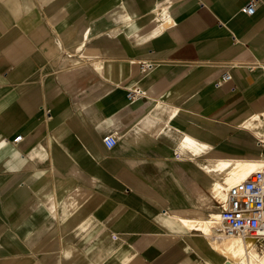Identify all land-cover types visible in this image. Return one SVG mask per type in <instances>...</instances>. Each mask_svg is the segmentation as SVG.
Here are the masks:
<instances>
[{
  "label": "crops",
  "instance_id": "0c3cea01",
  "mask_svg": "<svg viewBox=\"0 0 264 264\" xmlns=\"http://www.w3.org/2000/svg\"><path fill=\"white\" fill-rule=\"evenodd\" d=\"M247 1L0 0V264L231 261L198 225L264 161Z\"/></svg>",
  "mask_w": 264,
  "mask_h": 264
},
{
  "label": "built area",
  "instance_id": "2783aa9c",
  "mask_svg": "<svg viewBox=\"0 0 264 264\" xmlns=\"http://www.w3.org/2000/svg\"><path fill=\"white\" fill-rule=\"evenodd\" d=\"M256 3L257 0H248L241 11L253 14ZM148 67L141 65L143 71ZM229 78L230 75L224 73L217 85ZM142 94V88L134 86L127 90L126 97L130 100ZM21 138L19 134L12 141L16 143ZM117 139L116 134L109 133L103 136L102 141L109 148L116 144ZM224 191V200L211 227L220 234L250 238L264 244V161L259 162L243 179L226 186Z\"/></svg>",
  "mask_w": 264,
  "mask_h": 264
},
{
  "label": "bare ground",
  "instance_id": "6f19581e",
  "mask_svg": "<svg viewBox=\"0 0 264 264\" xmlns=\"http://www.w3.org/2000/svg\"><path fill=\"white\" fill-rule=\"evenodd\" d=\"M255 161L250 164H244L239 162L238 166L241 169L238 171H233L232 174L226 178V185L216 184L215 191L219 194V196L223 197L224 194L223 191L226 189V186H229L234 182L243 179L256 166L258 161L257 162ZM216 217L217 216L215 213L210 218L204 220L202 219V221L199 222L198 227L204 230L205 232L209 231L210 225L213 222V218ZM183 221L188 226L193 225V223L189 220H183ZM221 237L222 239L219 242L220 244L218 246H220L222 252H224L229 257V259L233 264H264V252L259 251L254 246L250 238H242L239 236H228L224 234H222Z\"/></svg>",
  "mask_w": 264,
  "mask_h": 264
},
{
  "label": "water",
  "instance_id": "95a60500",
  "mask_svg": "<svg viewBox=\"0 0 264 264\" xmlns=\"http://www.w3.org/2000/svg\"><path fill=\"white\" fill-rule=\"evenodd\" d=\"M224 264H233L231 261H227Z\"/></svg>",
  "mask_w": 264,
  "mask_h": 264
}]
</instances>
